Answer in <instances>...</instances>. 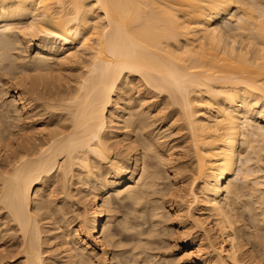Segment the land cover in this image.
<instances>
[{"label":"bare ground","instance_id":"6f19581e","mask_svg":"<svg viewBox=\"0 0 264 264\" xmlns=\"http://www.w3.org/2000/svg\"><path fill=\"white\" fill-rule=\"evenodd\" d=\"M0 264H264V0H0Z\"/></svg>","mask_w":264,"mask_h":264},{"label":"rangeland","instance_id":"374dc122","mask_svg":"<svg viewBox=\"0 0 264 264\" xmlns=\"http://www.w3.org/2000/svg\"><path fill=\"white\" fill-rule=\"evenodd\" d=\"M85 208H87V206H86L85 203H83V202L78 203V204L74 207V209L76 210V211L73 212V216H75V218H76V221L73 223L74 226H75L76 224H78V222H80V221L83 219V215H84V212H85ZM78 214H80L79 217H78ZM82 214H83V215H82ZM121 215H122V213L119 212L118 216H121ZM78 225H79V224H78ZM78 225H77L76 227H78Z\"/></svg>","mask_w":264,"mask_h":264}]
</instances>
